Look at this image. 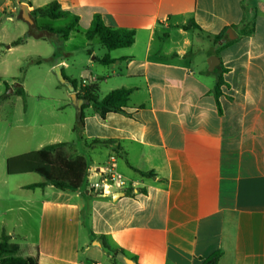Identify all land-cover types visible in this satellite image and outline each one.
<instances>
[{"label": "crops", "instance_id": "1", "mask_svg": "<svg viewBox=\"0 0 264 264\" xmlns=\"http://www.w3.org/2000/svg\"><path fill=\"white\" fill-rule=\"evenodd\" d=\"M54 1L67 22L79 17L67 40L81 33L88 57L79 78L65 74L73 52L54 51L52 66L81 86H96L100 99L120 88L132 94L124 112L105 116L84 103L76 125L36 142L21 138L20 122H8L12 137L0 149V241L5 233L28 245L38 264H122L102 238L137 264H204L219 251L218 264H264V0H0V44L8 41L11 53L25 42L7 37L5 22H14L20 4L29 6L34 27L58 28L38 19L62 18L34 14ZM97 15L110 28L134 31L133 45L109 51L97 36L88 40ZM62 39L45 31L34 37ZM95 44L105 50L98 53ZM106 55L114 62L98 61ZM34 142L36 149L18 151ZM60 143L67 144L59 149L66 158H83L88 167L114 156L117 171L135 185L114 200L86 188L30 189L44 178L7 173L9 158Z\"/></svg>", "mask_w": 264, "mask_h": 264}, {"label": "rangeland", "instance_id": "2", "mask_svg": "<svg viewBox=\"0 0 264 264\" xmlns=\"http://www.w3.org/2000/svg\"><path fill=\"white\" fill-rule=\"evenodd\" d=\"M19 12L20 10L18 14ZM18 14L14 22L5 21L10 34L7 37H24L25 42L11 53L7 50L8 41L3 40V44H0V99L5 97L10 99L9 104L0 105L1 150H3L4 140L7 141L12 137L9 121L20 122L23 128L19 130L18 134L22 136V139L33 136L35 142L45 139L46 132L60 131L64 124H77L78 112L71 99V91L58 79L55 72L56 67L52 66L53 62L50 58L54 51L60 52V57H63L62 54L66 52H73V56L68 58L72 64V68L69 70L70 74L68 71L65 74L79 78L82 69L80 67L81 58L88 57V47L85 46L87 41L81 33H74L67 41L62 39L61 41L51 40L36 43L35 35H41L44 32L40 28L34 27L33 23L17 19ZM42 22H50L55 27H64L69 23L64 18L50 21L47 18L39 17L38 25H41ZM15 24H20L19 29L14 26ZM23 30L26 31L24 36ZM93 47L98 53H100V49L105 50L101 45L95 44ZM17 85L25 89V96L14 93L15 89L13 90V88H16ZM11 90L13 91L11 92ZM35 142L33 148L24 145L18 151L26 152L29 149H36ZM32 174L40 177L37 173Z\"/></svg>", "mask_w": 264, "mask_h": 264}, {"label": "trees", "instance_id": "3", "mask_svg": "<svg viewBox=\"0 0 264 264\" xmlns=\"http://www.w3.org/2000/svg\"><path fill=\"white\" fill-rule=\"evenodd\" d=\"M34 14L57 19L65 17L68 12L62 10L59 3L54 1L46 8L35 10ZM78 23L79 17L74 16L68 25L58 28L46 27L44 31L50 34L60 35L63 39L67 40ZM86 36L88 40H92L97 36L100 43L109 51H112L132 46L135 39V32L127 29L110 28L105 25L101 16L97 15ZM24 39H18L15 41V44H21ZM98 61L104 65H109L114 62L109 55H106ZM64 76L67 78L65 74ZM68 79L74 85L79 97L84 100V107L93 105L101 116H105L109 112H124L130 95L132 94L131 89L120 88L111 91L104 98L100 99L96 86H81L77 80ZM223 85L224 80L220 76L215 89L217 97L221 95V87ZM16 93L21 96L25 95L22 87L18 88ZM82 119L83 112L80 120ZM66 145V143L48 145L40 150L9 158L7 161V173L9 175L26 173H37L41 175L44 178V182L29 185L28 188L30 189L52 185L60 190L81 191L86 188L88 165L83 158H76L74 160L66 158L59 151V149ZM10 239V236L5 233L3 234L0 241V264H38L37 257L30 254V247L28 245L11 243ZM102 247L108 254L116 257L118 251L113 250L104 238H102ZM221 256L222 252H216L209 256L204 264H218Z\"/></svg>", "mask_w": 264, "mask_h": 264}, {"label": "built area", "instance_id": "4", "mask_svg": "<svg viewBox=\"0 0 264 264\" xmlns=\"http://www.w3.org/2000/svg\"><path fill=\"white\" fill-rule=\"evenodd\" d=\"M134 185L117 171L114 156L106 164L91 166L87 169L86 189L100 197L110 198L115 193H125Z\"/></svg>", "mask_w": 264, "mask_h": 264}, {"label": "water", "instance_id": "5", "mask_svg": "<svg viewBox=\"0 0 264 264\" xmlns=\"http://www.w3.org/2000/svg\"><path fill=\"white\" fill-rule=\"evenodd\" d=\"M20 10L22 12L23 19L30 22V23H33V20L31 18L30 11H29V6L27 4H20ZM231 31H234V30H231ZM215 60H218V57H213L209 61V65H210L211 70L214 69ZM55 72H56L57 77L60 80V82L65 84L69 88V90L71 91L70 96H71V99L73 101L74 106L77 109L78 118L80 120V118L82 116V112H83L84 100L79 97L78 92L75 90V87L72 84V82L64 76L62 68L60 66L56 67ZM19 86L20 85H17V87H19ZM11 92H12V90H11ZM121 196H123V193L119 192V193H115L113 198H114V200H116V199L120 198ZM98 245H100V244L98 243ZM117 260L119 262H121L122 264H137V262L135 260L129 259L123 252H118Z\"/></svg>", "mask_w": 264, "mask_h": 264}]
</instances>
